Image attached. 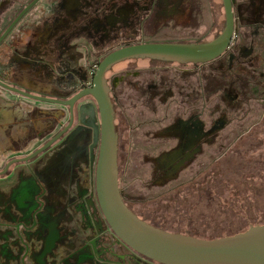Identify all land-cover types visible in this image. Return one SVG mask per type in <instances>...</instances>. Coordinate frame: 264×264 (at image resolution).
Listing matches in <instances>:
<instances>
[{"label":"rangeland","instance_id":"374dc122","mask_svg":"<svg viewBox=\"0 0 264 264\" xmlns=\"http://www.w3.org/2000/svg\"><path fill=\"white\" fill-rule=\"evenodd\" d=\"M29 1L2 0L0 2V34ZM102 1L106 3L110 0ZM233 2L237 21L236 35L244 36L242 41L239 40L242 42V49L251 47L255 49L260 63L261 61L263 63L259 70L264 72V0H233ZM246 2L250 4L249 8L242 7ZM74 5H78V2ZM119 5V9H130L126 3ZM221 6L222 0H151L149 6L136 9L139 14L131 18L134 22H128L129 16L125 14L121 17L119 13L117 16L119 20L118 18L109 20V15L117 13V6L110 7L104 4L100 8V13H97L100 14L103 25L97 28L98 30L92 26L86 27L84 32H80L78 28L72 29L74 25L78 26L85 16L78 6L76 9H67L64 5L58 7L56 12L60 15L55 20H48L50 12L36 8L33 13L26 14L17 25L18 27L16 26L17 28L13 29L0 43V78L5 81L10 80L5 71L16 66L21 75L39 78L43 82H52L47 77H37L34 74L33 66L41 62L30 50V34L34 30L39 29L41 37L48 35L47 43L52 44L56 43L53 41V36L58 38L66 34L62 45H67L72 36L79 34V38L77 36L71 41L74 47H77L79 42L85 41L92 44L90 46L94 48L92 47L90 54H85L82 49L78 50L80 55L75 58H78L77 62L79 61L81 65L89 67L92 63L98 62L108 50L128 43L172 42L180 39L202 41L212 37L223 26L225 14ZM93 11L94 8L87 9L89 15H93ZM133 11L134 9H130L129 14ZM41 27L43 29L40 30ZM91 37L98 39L97 42L92 43L94 38ZM22 42L26 44L22 45ZM35 51L33 52L36 53ZM7 54L14 56L7 59L5 57ZM59 60L57 55L50 56L47 64L64 77L69 70L60 71L61 68L58 70L56 63H59ZM126 62L127 60L120 61L115 64V67L125 66ZM87 74V79L81 78V84L90 81V75ZM79 83L77 82L75 87H66L62 84L65 87L57 88L54 91L55 94L51 96L70 97L79 90L81 85ZM24 88L31 90L29 87ZM6 91L9 90L0 86V92ZM174 99V97L170 98L168 104L172 105ZM38 103L47 102L38 101ZM83 103H93L95 113L92 115L88 109L83 118L78 114L76 124L69 132L31 160L32 170L43 184L50 185L55 177L65 176L69 172V168L65 169V166L72 163L76 157L84 158L83 167H86L89 160L91 162L94 148L98 153L99 141L97 144L96 135L100 124L97 106L89 96L82 98L78 106ZM49 105L54 107L49 129L45 131L39 126L31 139L32 149L28 152H19L12 157L31 153L67 124L68 108L53 103ZM28 139L29 137L19 138V143L23 144ZM129 140V147L128 145L119 147L120 188L127 204L148 222L169 231L205 238L234 234L246 230L250 225L264 223V147H261L262 152L260 149L247 147L246 156H231L229 160L220 159L209 166L208 163L212 158L222 151L219 147H214L208 149L197 164L184 172L180 179L176 178L178 173L176 168H173L170 178L160 180L157 163L165 160L166 157L169 158L166 156L167 153L174 154V148L130 147L133 146V142L131 138ZM22 144H17V147H22ZM143 144L145 145L146 142ZM60 181L63 180H56L57 183ZM64 184L65 182L63 186ZM91 189L94 205H88L84 199L87 211L80 216L82 229L86 238L99 235L104 241L102 246L108 247L109 257L100 258L102 264H116L112 257H117V252L121 250L120 243L125 245L114 234L101 213L95 190V179ZM94 206L98 210L97 215L94 214ZM98 222L102 224L101 228ZM126 249L134 257V261L157 264L131 249ZM128 259L130 264H135L130 257Z\"/></svg>","mask_w":264,"mask_h":264},{"label":"flooded vegetation","instance_id":"af4514ba","mask_svg":"<svg viewBox=\"0 0 264 264\" xmlns=\"http://www.w3.org/2000/svg\"><path fill=\"white\" fill-rule=\"evenodd\" d=\"M42 2L43 0H40L26 14L33 13ZM221 7L224 9L223 4ZM242 7L249 8L250 4L246 2ZM233 10L234 31L232 37L225 50L215 58L207 61H169L151 57L129 58L126 59L125 66L116 68L114 64L106 72L109 95L114 106V123L118 134V157L119 147H127V145L129 147V138L133 142V146L130 147L174 148V154L167 153L166 156L169 158L166 157L165 160H160L157 163L160 168L157 169L158 177L160 180H167L170 178L171 169L176 168L178 173L176 178L180 179L184 172L197 164L208 149L214 147H219L222 151L212 158L208 163L209 166L220 159L229 160L231 156H246L247 147H254L262 152L261 147H264V72L259 70V67L263 63L262 61L260 63L254 48L242 49L241 41L244 36L236 35L237 21L234 2ZM131 18L128 17L130 20L128 22H134ZM16 26L14 29L18 27ZM224 26L225 19L223 26L212 37L202 41L180 39L172 42L210 41L222 32ZM97 28L94 29L98 30ZM97 40L94 38L92 43ZM90 45L92 44L83 41L79 42L78 47L85 54H90L93 47ZM111 50H108L104 55ZM101 59L89 67L85 65V70L86 67L88 68L87 73L90 75V81L82 84L78 82L81 84L79 90L92 84L93 76ZM94 65L96 68L94 74H91ZM87 77L88 74L83 79H87ZM89 97L94 100L92 96ZM172 97L175 99L171 105L168 104V101ZM76 121L77 117L72 127ZM72 127L64 134L69 132ZM143 142L146 144L144 145ZM92 154L95 159L94 164L89 160L87 166L83 167L85 159L76 157L70 163L71 171L65 175L67 182L65 189L70 198L76 197L75 201L79 202L82 210L79 219L73 218L75 220L72 222V226L78 223L81 228L83 224L80 216L87 211L84 199L88 205H94L91 184L95 179V162L98 155L95 148ZM170 156L172 157L170 158ZM72 199L74 201V198ZM97 212L98 210L95 208L94 214L97 215ZM99 226L101 228L102 224L99 223ZM83 233L85 245L88 249H92L96 259L102 264L100 258L109 257L107 255L108 247L102 246L104 242L102 237L96 235L86 238L84 231ZM92 241L97 245L96 251L93 249ZM123 244L126 247L119 244L121 250L117 252V257H112L113 261L116 264H130L128 259L130 257L135 264H143L134 261V257L126 248L135 250L126 243L123 242Z\"/></svg>","mask_w":264,"mask_h":264},{"label":"crops","instance_id":"0c3cea01","mask_svg":"<svg viewBox=\"0 0 264 264\" xmlns=\"http://www.w3.org/2000/svg\"><path fill=\"white\" fill-rule=\"evenodd\" d=\"M76 2L85 16L72 29L78 28L84 32L86 27L97 28L103 25L97 13H100L104 4L117 6V13L108 16L113 21L115 18L119 20L118 13L121 17L126 14L135 18L139 14L136 9L149 6L151 0H110L106 3L102 0H43L36 8L50 12L48 20H55L60 15L56 12L58 7L64 5L67 9H76ZM120 3H126L135 12L129 14L130 9H119ZM88 8H94L93 15L87 13ZM38 31L34 30L30 34V50L41 61L33 66L34 74L47 77L52 82L21 75L16 66L6 69L5 73L10 77L6 81L49 96L54 95L57 88L75 87L87 75L85 65H81L77 62L78 58H75L80 55V48L71 43L79 34L72 36L67 45H62L66 34L58 38L53 36L56 43L52 44L47 43L48 35L41 37ZM8 54L5 56L7 59L14 56ZM55 55L60 58L59 63H56L58 70H69L64 77L47 64L50 56ZM53 110L54 107L49 103H38L11 91L0 92V167H4L13 155L32 149V136L39 126L45 131L49 129ZM25 137L29 139L23 144L19 143V138ZM17 144H22V147H17ZM31 162L15 164L6 175L0 176V264H101L92 249L85 245L80 225L76 223L72 226L73 218L79 219L82 210L79 202L75 201L76 197L70 198L68 195L65 176L55 177L50 185L43 184L33 172ZM69 166L67 164L65 169ZM56 180L63 181L57 183Z\"/></svg>","mask_w":264,"mask_h":264},{"label":"water","instance_id":"95a60500","mask_svg":"<svg viewBox=\"0 0 264 264\" xmlns=\"http://www.w3.org/2000/svg\"><path fill=\"white\" fill-rule=\"evenodd\" d=\"M40 0H32L11 21L0 35V43L6 39L22 17ZM225 11V26L214 39L205 42H137L121 45L100 61L90 86L84 87L67 98L34 93L8 83L0 78V86L20 96L62 105L69 110V121L29 154L8 159L0 176L19 163H29L36 156L59 140L88 109L95 113L93 103L78 102L92 96L99 114L98 155L95 162V190L97 201L106 222L114 234L139 254L160 264H264V223L250 225L246 230L214 238L198 237L187 233L169 231L140 217L125 201L119 181L118 134L114 123V106L109 95L106 72L116 63L140 57L169 61H207L218 56L228 46L234 31L233 0H222ZM88 105V106H87ZM92 154L91 163L94 164ZM96 251L97 245L93 243Z\"/></svg>","mask_w":264,"mask_h":264},{"label":"built area","instance_id":"2783aa9c","mask_svg":"<svg viewBox=\"0 0 264 264\" xmlns=\"http://www.w3.org/2000/svg\"><path fill=\"white\" fill-rule=\"evenodd\" d=\"M95 68H96V65H94V66L92 67L91 74H94V70H95Z\"/></svg>","mask_w":264,"mask_h":264}]
</instances>
